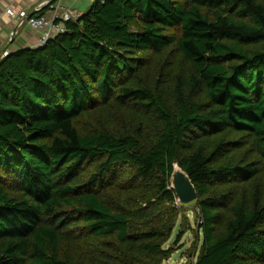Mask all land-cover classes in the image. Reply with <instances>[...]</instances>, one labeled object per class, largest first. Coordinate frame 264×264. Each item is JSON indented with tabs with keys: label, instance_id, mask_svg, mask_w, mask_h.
<instances>
[{
	"label": "trees",
	"instance_id": "1",
	"mask_svg": "<svg viewBox=\"0 0 264 264\" xmlns=\"http://www.w3.org/2000/svg\"><path fill=\"white\" fill-rule=\"evenodd\" d=\"M66 28L0 57V264H166L187 204L185 264H264V0H96Z\"/></svg>",
	"mask_w": 264,
	"mask_h": 264
},
{
	"label": "crops",
	"instance_id": "2",
	"mask_svg": "<svg viewBox=\"0 0 264 264\" xmlns=\"http://www.w3.org/2000/svg\"><path fill=\"white\" fill-rule=\"evenodd\" d=\"M96 0H0V57L5 49L11 52L27 47H37L39 45V33L29 25L17 28V17L5 14L7 6H11L18 14L26 11L28 14H46L52 16L55 10L61 14L67 9L76 10L82 14L86 12ZM57 8V9H56ZM17 28V34L13 41L9 42L12 31Z\"/></svg>",
	"mask_w": 264,
	"mask_h": 264
},
{
	"label": "built area",
	"instance_id": "3",
	"mask_svg": "<svg viewBox=\"0 0 264 264\" xmlns=\"http://www.w3.org/2000/svg\"><path fill=\"white\" fill-rule=\"evenodd\" d=\"M4 12L5 14L17 17V28H20L24 25H29L33 29H35L39 33V45H44L49 39L66 32V22L77 19L81 15L73 9H67L61 14H58L57 10H55L52 16L46 14L40 16H33L28 14L26 11H21L17 14L14 9L10 6H7ZM1 19L2 18L0 13V22ZM17 28H15V31H12L9 38V42L13 41L14 35L17 34L18 31ZM10 53L11 51L9 49H5L1 56L4 57Z\"/></svg>",
	"mask_w": 264,
	"mask_h": 264
},
{
	"label": "rangeland",
	"instance_id": "4",
	"mask_svg": "<svg viewBox=\"0 0 264 264\" xmlns=\"http://www.w3.org/2000/svg\"><path fill=\"white\" fill-rule=\"evenodd\" d=\"M189 206L184 207L183 213L178 219V224L174 230L173 236L167 243V247L173 246L179 250L175 252L166 264H185L191 261L192 256L190 253V248L194 247L199 235L198 232V222L199 218L196 216V209L194 204H187ZM188 216V218H187ZM180 230H187V233L183 236L181 241H176L177 235ZM198 246L201 244L197 242ZM197 256L193 257L195 258Z\"/></svg>",
	"mask_w": 264,
	"mask_h": 264
},
{
	"label": "water",
	"instance_id": "5",
	"mask_svg": "<svg viewBox=\"0 0 264 264\" xmlns=\"http://www.w3.org/2000/svg\"><path fill=\"white\" fill-rule=\"evenodd\" d=\"M170 182L180 203L186 204L197 198L198 194L193 181L178 163H174Z\"/></svg>",
	"mask_w": 264,
	"mask_h": 264
},
{
	"label": "clouds",
	"instance_id": "6",
	"mask_svg": "<svg viewBox=\"0 0 264 264\" xmlns=\"http://www.w3.org/2000/svg\"><path fill=\"white\" fill-rule=\"evenodd\" d=\"M11 7V6H10ZM44 13H42V14H39V15H34V14H30V15H33V16H40V15H43ZM23 27V26H22ZM39 43H40V40H39ZM39 46H42V45H38L37 47H39ZM2 57V56H1ZM179 202V201H178Z\"/></svg>",
	"mask_w": 264,
	"mask_h": 264
}]
</instances>
